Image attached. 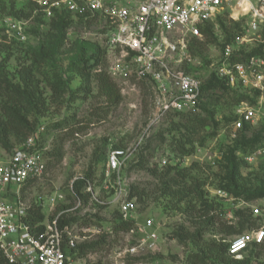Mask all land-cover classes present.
<instances>
[{
    "label": "rangeland",
    "instance_id": "1",
    "mask_svg": "<svg viewBox=\"0 0 264 264\" xmlns=\"http://www.w3.org/2000/svg\"><path fill=\"white\" fill-rule=\"evenodd\" d=\"M15 1L17 9H28L26 0ZM10 2L11 0H0V77H7L17 84L20 81L18 70L21 64L34 65L33 59L30 58L32 53L44 51L52 59H48L43 65H35L37 66L35 75L44 97L52 100L53 90L50 82L58 76L65 81V88L68 87L63 98L51 103L46 114L38 116V125L32 134L38 136V142H41V145L49 147L48 160L54 161L50 152L60 146L64 149V157L55 166L49 168L43 179L32 183L25 189L27 199L31 202L44 201L56 190L61 191L59 192L61 194L70 195L69 183L76 175L85 173L90 165L97 172L96 174L102 173L105 160L104 162L92 161L93 152L97 146H105L106 157L115 146L131 148L134 156L125 175L133 178L132 185L146 188L150 193L144 203L137 204L135 217L136 222L141 224L150 219L154 220L155 224L148 229V233H152L154 243L151 248L144 245V248L138 252H128L127 247L138 243L140 238L146 236L140 234L142 232L133 235L113 231V226L112 229L110 227L115 222L116 214L110 208L107 213L102 212L106 231L109 229L112 231L106 234L108 244L97 251L88 253L85 257H78L74 264H185L187 254L195 248L189 241L182 242L183 240H180L175 233L182 231V227H186L189 231L195 229L192 219H197L198 215L202 214V201L204 200L216 204V209L208 215L205 214V217L216 216V226L219 228L232 226L231 233L210 231L206 234V239L222 240L224 238V241L230 244V241L237 235L264 227V197L247 200L229 194L221 188V185L225 183L224 177L227 172V164L224 161L225 152L228 147H234L241 132L233 127V122L238 117L237 107L250 105L259 110L258 115H261L264 113V93L260 92L257 95L254 91L240 87L236 92L245 95V99L236 107L224 105L222 102L215 103L214 100L207 98L200 100L198 111L208 117H213V121L191 137L188 147L193 148L192 153L181 155L174 146V132L169 131L170 122L173 119L178 120L177 117L172 119L167 117L158 126L148 130L153 113V96L147 82L133 80L132 83L127 84L123 80H115L110 76L118 85L122 95V101L115 106L109 104L99 93L95 79L90 81L92 92L84 94L83 77L68 70L70 60L79 52V41L89 43L90 50L98 46L104 47L102 19L94 18L90 21L87 20L88 17L81 23L78 21L79 17L73 15L75 22L68 29L62 47L53 48L50 51L47 50L50 39L48 38L50 22L47 19L43 20L44 17L39 16L36 11L29 19H22L26 21L24 27L27 39L25 42L10 35L6 19L11 17L1 11V4L6 3L8 6ZM231 19L229 16L223 21L226 26H233V31L237 29L234 21L240 23V29L234 40L226 44L233 45L234 51L240 54L247 53L264 43V35L258 37L247 33L244 20L232 21ZM214 29L218 44L207 46L204 53L205 59L212 63L219 60L225 37L219 24L216 23ZM197 60L202 59L197 58ZM210 64L201 66L195 72L202 81H205L213 70ZM107 66L106 61L97 69H91V76L101 69L107 70ZM192 66L197 67V65ZM62 121H65L62 126H54L55 123ZM225 121L230 122L225 125ZM249 129V135L254 130L264 131V122L258 119L257 123L251 124ZM21 144L13 141L11 150L0 145V161H5ZM263 144L260 143L251 154L243 155L246 157L253 155ZM239 156L241 157L242 154L239 153ZM163 159H167L168 164H162ZM243 161L246 163L241 165V174L247 181H250L259 172L260 165L264 163V156H257L253 161L244 158ZM166 168L172 169L171 175L163 179L160 173ZM182 169H189L190 174L188 175L191 176L187 179L182 178L178 174V171ZM191 177L196 179L194 182L201 181L205 184L201 187L203 199L195 200L197 209H190L189 213L185 210L186 200L179 202L178 197L172 194L162 196L160 188L166 181L170 182L177 194L184 187L188 189L193 182ZM245 218L250 219V223L245 225L243 232H234L233 230L240 229L239 221ZM244 256L251 257L254 264L264 263V250L255 245H251L242 253V256L235 258L240 259Z\"/></svg>",
    "mask_w": 264,
    "mask_h": 264
},
{
    "label": "built area",
    "instance_id": "2",
    "mask_svg": "<svg viewBox=\"0 0 264 264\" xmlns=\"http://www.w3.org/2000/svg\"><path fill=\"white\" fill-rule=\"evenodd\" d=\"M34 1L47 18L66 9L76 16L102 19L108 74L127 84L137 80L150 85L153 113L148 130L158 126L169 113L189 112L198 106L203 81L187 66H202L189 50L193 37L202 38V25H215L217 16L229 9L233 20L245 21L247 33L261 37L264 31V0ZM6 20L10 35L26 41V21ZM234 52L233 45H226L219 60L210 64L212 69L232 87L264 93V58L253 56L233 61L230 57ZM236 114L235 130L242 129L245 123L256 124L258 119L264 122V113L258 115L259 110L250 105H239ZM49 150L38 142L37 135H32L5 161H0V250L10 264H74L78 257L73 249L112 232L106 231L102 216L110 208L121 220L135 221L131 229L122 232H142L146 236L127 247L128 252H138L144 245L153 246L148 229L153 227L154 220L136 222L137 202L130 196L134 180L125 175L134 156L131 148L110 150L100 174L93 169L89 176L76 175L69 183L70 195L56 190L44 201H38L45 219L32 226L28 219L33 202L27 199L24 188L48 173ZM257 156H264V144L253 155H242L249 161ZM162 164H168L167 159ZM76 181L84 182L81 193L86 197L77 194ZM64 216L78 219L61 224ZM41 225L44 228L37 230ZM263 242L264 227L244 232L230 241L229 253L239 257L252 244Z\"/></svg>",
    "mask_w": 264,
    "mask_h": 264
},
{
    "label": "trees",
    "instance_id": "3",
    "mask_svg": "<svg viewBox=\"0 0 264 264\" xmlns=\"http://www.w3.org/2000/svg\"><path fill=\"white\" fill-rule=\"evenodd\" d=\"M26 6L28 9H17L16 1L11 0L9 5L6 3L1 4L2 13L10 15L11 18L22 20L29 19L33 16V12H38V15L47 19L50 22L49 33H48V48L47 50L60 49L63 45L64 39L67 35L68 29L74 24V16L66 9H61L55 12L51 18H47L43 11H41L40 5L34 0H26ZM78 21H82L89 17L90 21L94 20L91 16H78ZM229 18V9L225 10L223 13L219 14L216 18L215 24H219L224 33V40L221 47L223 51L220 53V57L224 52L225 45L231 43L235 35L238 32L239 22H235V27L237 28L233 31V26L228 27L224 24L223 20ZM89 21V22H90ZM215 25L212 23H206L201 26V32L203 34L202 38L193 37L189 42V50L193 57L202 59V67L209 66L212 61L205 59V50L207 46L218 44V37L215 34ZM264 31H262V36ZM25 42V41H22ZM79 52L70 60L68 65V70L74 73H78L83 77V90L84 94H90L92 92L90 81L95 79L97 81L98 91L103 95L106 101L111 105H118L122 101L121 91L118 85L113 81V79L108 74L107 70L101 69L97 73L91 76V69H97L102 66L106 59V51L104 47H94L90 50V44L84 43V41H79ZM40 51L34 52L30 56L33 59V64H21L18 70L19 82L14 84L7 77H0V145L11 150L12 142L17 141L18 144L23 143L27 137L32 136L38 125V116L44 115L48 112L51 103L58 102L63 98L64 94L68 91V87L65 88V81L63 78L58 76L56 79L50 82L51 88L53 90L52 100L44 97L41 91L39 82L35 75V70L37 66L45 64L48 59H52L47 52ZM260 56L264 58V43L258 47L252 49L247 53L234 52L230 59L233 61H245L250 57ZM219 57V58H220ZM38 64V65H37ZM37 65V66H35ZM199 67L187 66L189 72H196ZM1 74V73H0ZM240 86L232 87L229 82L218 75L215 70L210 72L209 77L202 82L201 85V97L214 100L215 103H223L224 105H232L236 107L242 100L245 99V95H240L236 92ZM235 89V90H234ZM255 94H259V90H254ZM199 105L196 109L189 112H173L169 113L167 117L178 118V120L171 121L169 124V131L174 132V146L176 151L181 155H190L193 148L188 147L191 142V137L211 124L213 117H208L204 115L199 110ZM166 117V118H167ZM238 118V117H237ZM236 119V118H235ZM65 121L60 123H55L54 126L60 127ZM230 121H225V125L229 124ZM251 124L245 123L243 128L240 129V135L235 141L234 147H228L225 152L224 161L227 164V172L224 177V184L221 185L222 190L236 197H243L244 199L251 200L259 197H264V163L260 165L259 172L256 173L255 178L247 181L245 177L241 174V165L246 162L241 160L239 153L242 155H249L254 152L260 145L264 143V131L254 130L251 135L248 134ZM178 134V136H177ZM115 148H121L120 146H115ZM239 152V153H238ZM53 156V160L48 161V167L55 166L64 157V149L62 146L55 147L53 151L50 152ZM106 148L105 146H97L93 152V162H104L106 160ZM240 157V158H239ZM142 158V157H141ZM167 166V165H166ZM93 167L90 165L85 172L88 176L93 173ZM155 170V169H154ZM153 170V171H154ZM171 168L164 169L160 176L163 179L168 178L171 175ZM189 169H182L178 171V174L182 178H189L191 175ZM193 182L187 187L180 189L176 194L172 189L171 183H164L160 188L162 196L170 195L178 197V201L186 200V211L196 210L195 200L203 199V191L201 187L205 184L204 182H194L196 179L191 177ZM31 184V183H30ZM84 185L83 181L75 182V190L77 194L82 195L81 189ZM26 188H24L25 190ZM86 197V195H82ZM131 197H133L137 204L144 203L147 197L150 196L149 191L146 188H140L139 186L132 185L131 187ZM203 202L202 214L198 215V218H193V224L195 229L189 231L186 227H182L181 230L176 234V236L183 240L182 242L189 241L195 250L190 251L186 256L185 264H254L252 258L244 256L240 259L235 258V256L229 253V245L222 240L217 239H206V234L210 231H218L220 233H231L230 228L232 226H225V228H219L216 226V216H207L209 212L216 209V204L208 201ZM194 213L195 211H191ZM200 212V211H199ZM190 213V212H189ZM45 219V215L42 212V207L33 202L32 212L29 216L28 221L32 226L42 222ZM76 217H63L61 219V224L76 221ZM114 224L112 225L116 233L122 231H128L135 224L134 220H121L117 215L114 216ZM250 223V219H242L239 221L240 229L233 230L234 232L242 233L245 225ZM250 226V224L248 225ZM43 225L36 228L37 230H42ZM217 228V229H216ZM108 235H103L97 240L90 242H84L78 245L77 248L73 249V252L77 257H85L88 253L97 251L104 245L108 244ZM110 242V241H109ZM258 248L264 250V242L262 244H252ZM245 252V251H244ZM243 252V253H244ZM0 264H10L5 258L4 254L0 250ZM264 264V263H262Z\"/></svg>",
    "mask_w": 264,
    "mask_h": 264
}]
</instances>
